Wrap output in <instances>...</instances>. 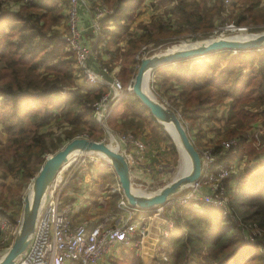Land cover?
Wrapping results in <instances>:
<instances>
[{
  "label": "trees",
  "instance_id": "obj_1",
  "mask_svg": "<svg viewBox=\"0 0 264 264\" xmlns=\"http://www.w3.org/2000/svg\"><path fill=\"white\" fill-rule=\"evenodd\" d=\"M143 1L87 0L90 9L101 4L110 10L101 19L94 45L98 62L109 72V60L120 54L126 64L121 71L132 78L148 47L181 38L197 41L215 37L232 18L239 25L251 16L249 23L256 25L251 31L264 29L261 0H247L233 17L224 14L229 7L224 0H149L155 13L141 27L142 33L130 36L126 49H111ZM235 2L232 0L230 6L235 8ZM66 4V0H0V142L5 136L4 148L0 149V180L19 182L21 188L37 174L46 156L70 139L80 134L93 140L101 138L92 105L106 89L80 81L74 55L64 41L66 16L62 5ZM160 7L165 9L158 11ZM102 53L107 54V61L101 60ZM211 57L217 59L210 62ZM152 74V82L170 80L167 91L175 92V102L170 105L183 121L192 124L203 117L209 122L219 119L217 106L229 99L227 113L221 116H227L221 134L237 143L223 149L220 140L211 149L227 164L246 158L245 183H251V190L244 186L248 191L241 194L247 213L240 217L230 202L227 208L234 218L201 202L194 209L179 208L174 216V234L166 239L164 263L264 264V168L255 173L250 167L257 158L264 159V145L258 147L248 140L252 122L256 118L264 120V48L218 51L162 65ZM103 76L106 79V74ZM59 96L64 101L54 100ZM119 105L128 109L118 111ZM118 107L110 116L113 128L136 136L137 130L148 127L174 152L167 133L135 95L127 93ZM54 120L60 128L58 134L49 130ZM104 175V182L115 179L110 171H104ZM17 199L21 205V198ZM122 261L107 260L106 264H142L132 248L124 253ZM157 264H161L160 259Z\"/></svg>",
  "mask_w": 264,
  "mask_h": 264
},
{
  "label": "built area",
  "instance_id": "obj_2",
  "mask_svg": "<svg viewBox=\"0 0 264 264\" xmlns=\"http://www.w3.org/2000/svg\"><path fill=\"white\" fill-rule=\"evenodd\" d=\"M232 0H224L226 6H230ZM66 33L64 35L67 50L72 51L80 78L83 84H98L104 86L106 91L99 100L93 103V117L98 125L103 126L105 119L110 115L111 109L126 96L121 82L114 77L109 80L103 78L104 74H110L107 66L99 63L100 72H95L89 67L88 59L94 54L82 37L83 23L80 19V7L84 6L90 13V28L96 35L101 19L110 13L105 5L97 4L89 8L87 0H66ZM217 36V35H216ZM264 121V120H263ZM264 122L259 126L253 124L248 140L256 146L264 145ZM114 140L134 147L135 152L127 153L120 149L129 163L134 174H142L137 166V159L142 158L146 144L139 141L135 135L129 132L115 134ZM237 143L236 139H223L220 146L223 149ZM201 165V178L186 187L177 194L168 205L179 209L181 207H195L197 203H205L215 208L222 209L224 213L231 214L227 208L228 201L223 199L224 181L233 172L235 163L227 164L217 159L211 147H202L198 150ZM136 171V173L134 172ZM60 182V181H58ZM58 182L53 190L47 194L38 210L33 232L29 242L15 264H102L105 255H108L119 244L128 245L135 237H143L144 224L127 222L134 212H144L127 204L123 195L119 206L123 208L128 217L125 223L119 226H106L103 223L88 227L86 223L73 224L71 221L72 208L70 205H60ZM60 184V183H59ZM120 189V188H119ZM191 207V208H192ZM156 215L163 216L165 230L163 235L168 236L175 228L174 217L168 215L165 205L151 210ZM234 218V214H231ZM20 223L11 220L0 211V258L7 251L16 234ZM14 225H17L14 229ZM161 264L167 261L165 252L159 254ZM165 264V263H164Z\"/></svg>",
  "mask_w": 264,
  "mask_h": 264
},
{
  "label": "water",
  "instance_id": "obj_3",
  "mask_svg": "<svg viewBox=\"0 0 264 264\" xmlns=\"http://www.w3.org/2000/svg\"><path fill=\"white\" fill-rule=\"evenodd\" d=\"M243 35L248 36L244 38H237L235 37L236 35L215 36L188 42L186 47L153 52L150 55L147 54L141 57L139 60V65L128 93L135 95L149 110L151 116L171 140L172 138L164 128L163 122H166L173 128L190 162L189 170L186 173L173 178L170 182L153 192H137L134 190L136 188L132 183L131 176L141 180L142 175L134 174L131 171L129 163L123 153L111 143L84 137H74L63 144L52 155L46 157L37 174L31 179L28 190L22 199L23 205L18 229L9 248L0 258V264H15L26 249L45 194L63 169L66 160L73 154L74 157L87 153L102 155L106 159L107 164L112 168L127 204L141 210L151 211L157 207L164 206L186 187L197 182L201 178L200 157L182 124L181 118L173 108L162 104L156 98L149 95L145 91L144 81L147 77L148 82L150 74L162 65L185 59H193L223 50L236 52L239 50L264 48V30ZM197 42L203 43L198 44ZM172 142L175 145L173 140ZM29 190L31 191L30 196L28 194Z\"/></svg>",
  "mask_w": 264,
  "mask_h": 264
},
{
  "label": "rangeland",
  "instance_id": "obj_4",
  "mask_svg": "<svg viewBox=\"0 0 264 264\" xmlns=\"http://www.w3.org/2000/svg\"><path fill=\"white\" fill-rule=\"evenodd\" d=\"M145 1L146 0H144L143 2H145ZM235 1H236L235 2L236 4L234 5L235 8H233L232 6L226 7L225 12H224L225 15H231V17H233L236 14L237 8H238V10L239 9L241 10V7H245L248 3L247 0H235ZM260 4H261V6H263L264 0H261ZM147 5L150 7L149 0L147 1ZM66 6L67 5H62V7H63L62 13H64L65 15H66ZM14 7H16V6H14ZM150 8L152 10V13H155V10L152 7H150ZM164 9H165L164 7H160L158 11H163ZM255 11L256 10L251 11L250 15H251V13H255ZM145 12H146V14H144ZM238 13H239V11H238ZM140 14H144V15L142 17L141 16L139 17ZM149 15H150V11L147 10V6L145 9V7L143 8L142 4H140L138 9L136 10V12L134 14L132 21L129 22L130 29L128 31H126V33H125V31H122L120 33V37L118 38L115 45H111V47H112L111 49H114L115 47H118L119 49H121L120 51H122L123 49H126V45H124V46L119 45V41L121 40V38H122V41H124V39L128 40L130 36H133V33H136V32L138 33L140 30L139 27L140 26L142 27L145 24V22H146V24L149 22V20H150ZM250 18H251V16L248 17V19L246 20L247 22L239 24V25L234 24L232 22V21H234L232 18V20H230L227 24H225L223 27H221V29H220L221 33L218 34L217 36H229V35L235 36V35H243V34H247V33L260 32V31H251L252 28L255 27L256 25L249 23L251 20ZM134 20H135V22L136 21L137 22L135 23ZM65 23H66V18H65ZM135 30H137V31H135ZM263 30H261V31H263ZM65 33H66V31H65ZM140 33H142V29H141ZM188 42H193V40H190L187 38H185V39L181 38V39H178L176 41H169V42L167 41L166 43H163L162 45L155 47V48H152V49L148 47L149 51L147 53H145L143 56H145L147 54L149 55L153 52H159V51L165 50V49H167L170 46H173L175 44L176 45L180 44V43L186 44ZM214 59H217V58L211 57V58H208V61L212 62ZM109 61H110L109 65H110V67H112L109 75L111 77L117 78L123 86L124 93L125 92L128 93L130 91L131 84H132L134 77L130 78V75L128 74V72L125 71V73H123V71H121L123 69L124 65H126L123 63V57L119 54L116 56L115 59H112ZM194 62H197V60H194ZM191 66H192V64L190 65V67ZM153 79H154V75L151 73L149 78H148L147 87L145 86L148 93H150L154 98H156L162 104L171 107L170 103L175 102V98L173 96L175 92L172 89L171 90L169 89L167 91L168 88H166V87H167V84L170 83L169 82L170 80L163 81L160 78L159 82L157 83V82H152ZM59 97L60 98H55L54 100L58 101V99L59 100L62 99L64 101L62 96H59ZM124 97L122 98V100L124 99ZM225 101H227V98L225 99ZM118 104L111 109V112L118 107ZM132 104L131 103L129 104V105H131L130 107H133ZM119 106L120 107H118L116 109L118 111H123V110L128 109L127 108L128 106L127 107L125 105L124 106L119 105ZM227 106H228L227 102L222 104V107L225 108L224 113H225V111H227ZM218 108L220 109L221 106H219ZM260 109H262V108H260ZM118 114H116V115H118ZM177 114L179 115V113H177ZM116 115H114V117ZM110 116H111V113L105 119L103 126L98 125V128L101 131V138H99L96 141H104L106 143H111L116 149L120 150L119 145L114 140V136H115V134H122L125 132L119 130L118 127L117 128L112 127V125H114V124H111L112 118ZM179 117H180V115H179ZM182 124L185 127V129H186V131H187V133L191 139L192 136H191V133L189 132V128L194 127V124H192L188 121H183V120H182ZM223 126H225V125H223ZM49 127H50L49 130L55 131L56 134H58L60 132V128L57 125L56 120H54ZM137 131H138V134H137L136 138L139 139V141L146 143L149 146L150 151H154L156 153L155 157L152 158L153 162H157L156 164H158L159 166L163 165L162 166L163 170L160 173H157L155 175L154 181H152L149 184L147 183V181L142 182V181H139L140 179H136L135 177L131 176V180H132L134 187H138L143 192L150 193V192H153V191L161 188L162 186H164L165 184L170 182L173 178L178 177L179 173L182 170V166L183 167L185 166V163H184L185 160H184V156L180 153L179 150H178L179 151V153H178V151H177V149H176V147L173 144L171 139H170V141L174 147L173 153L169 149L167 143L163 142L161 139L157 138L156 135L154 133H152L148 127L147 128L144 127L143 129L141 128ZM75 137L87 138V137H85L84 134H80V135L75 136ZM88 139H90V138H88ZM223 139L228 140V138H225V136L223 137ZM4 141H5V136L0 142V149L4 148ZM192 142H195V141L193 140ZM194 146L197 150L199 148H202V146H199L197 144H195ZM232 163H235L236 166L234 167L235 169L233 170V172L231 174H229L224 181L225 187H224V194L222 197L224 200H227L228 202H230V204L236 210V214L240 217V214L247 213V209H246L245 205L242 204L241 199L243 198V196L241 197V194L243 193V191H248L245 189L243 190L244 186L247 189L251 188V186H250L251 183L250 182L245 183V179L248 178L246 175V172H245L246 165H247L246 158L243 159L242 162L235 161ZM229 164H231V163H229ZM250 167H251V169H253V171L255 173H259L264 168V159L257 158V160L250 163ZM99 169H102V171H110V172H112V175L115 176L112 168L107 164L106 160L103 157H101L97 154H92V153H87L84 155H78L71 160L70 164L68 161L65 163L63 169L61 170V172L59 174L58 179L60 182H63L64 180L69 179L70 176H75L76 174L82 175L83 174L82 170L85 173H88V170H92V172L94 171L97 173V171ZM131 171L133 172V170H131ZM134 172L136 173V171H134ZM115 179H117L116 176H115ZM30 181H29V183H30ZM114 181H116V180H114ZM114 181L113 182H107V183H109L108 187H110V189H112L113 192L121 193V190L119 189V185L117 183H114ZM1 182L3 183V185L5 187L0 188V191H2V194L0 197L1 198L0 199V210H2L8 217H10L11 220L17 221L21 215L22 205H23L22 199L28 190L29 183L26 186H24L23 188H21V186H19V182H15V181L11 182L10 179H8L6 181L0 180V183ZM60 182H58V184H57L58 187H60V185L62 184V183L59 184ZM259 187H260L259 184L256 185V189H258ZM9 191L12 193L17 192V195L12 196V195H10ZM17 197L21 198V205H20V203H18ZM184 208H189V207H184ZM154 213L155 212H153V211L149 212V215H152ZM13 226L15 229L17 225L13 224ZM145 249H146L145 253L147 254V252H148L147 248H145ZM121 250L122 249L120 247L118 250H116V254H118ZM151 251H152V249L150 250V252ZM154 251H155V249L153 250V255H154ZM146 258H147V260H149L148 256H146ZM116 262L121 263L123 261L119 260V258H118V259H116ZM157 262H158V258L156 257V258H154L153 264H157ZM110 263L111 262H108V264H110Z\"/></svg>",
  "mask_w": 264,
  "mask_h": 264
},
{
  "label": "crops",
  "instance_id": "obj_5",
  "mask_svg": "<svg viewBox=\"0 0 264 264\" xmlns=\"http://www.w3.org/2000/svg\"><path fill=\"white\" fill-rule=\"evenodd\" d=\"M147 1L148 0L143 2L142 6L143 8L145 7V9L147 6V10L150 11L149 18H151L153 13L151 8L147 5ZM79 14L81 22L83 23V41L88 47L93 50L94 53L88 59V64L93 71L98 73L99 62L94 50L97 35H95L90 28V13L84 6H81ZM144 14H146V12ZM144 14H140L139 17H142ZM139 28V32L133 33V36H138L141 34L140 32L142 28L141 26ZM129 29L130 26L126 30H124L125 33ZM125 43L126 40L124 39V41H122L121 38V40L119 41V45L124 46ZM100 55L102 61L108 60L107 54L102 53ZM110 77L111 76L109 74H106V79L103 76L105 80H109ZM225 102L229 103V99H227V101H225L224 99L223 102L217 106L216 115L219 117V119L209 122L205 117H203L196 121L194 127H190L189 132L191 133L192 141L194 140L196 142H194L195 144L202 147H212L216 141L218 142L223 139L224 136L221 133L224 129L223 125H225L224 123L227 116L224 114V117L221 118V114L224 113L225 108L222 107V104ZM219 106H221L220 109L218 108ZM263 122L264 121L261 118H256L252 122V125L255 124L259 126ZM117 144L119 145L120 149L127 151V153L135 152L134 147L128 144H124L119 140ZM155 154L156 153L154 151H150L149 146L146 144V149L143 153L142 158L137 159V166L140 168V172H142V174H140L142 175V178L139 181H147V183L149 184L154 181L155 175L163 170V165L159 166L158 164H156L157 162H153L152 158L155 157ZM82 173V175L76 174L75 176H70L69 179L60 182V184H62L57 188V192L59 191L60 205L68 204L72 208V223H86L88 227H92L94 225L102 223L106 226H119L125 223V220L128 217V213L118 205L120 199L122 198V193L113 192V190L108 187L109 183L103 181V178L105 177L104 171H102V169H99L96 173L94 171L92 172V170H88V173H85L82 170ZM59 174L55 178L53 185L50 187L49 193L53 190V187L59 181ZM114 180H116L114 181V183L118 184L117 179ZM191 207H189V209H194V207ZM165 210L169 211L168 215L172 214L173 217L175 216V214L179 213L177 209L171 207L170 205H168V203L165 205ZM149 212L152 211L134 212L129 221H127L134 222L139 225L144 224L145 234L143 235V237H135L137 241L134 239L128 245L119 244L113 251H111V253L105 255L102 260V264H106L107 260L118 258L119 260H122L124 257V253H126L131 248L134 249L135 254L140 257L142 264H153L154 258L157 257L158 259H160L159 254L161 252L167 253L165 248L166 239L174 234L175 228L170 231L171 233L168 236H164L163 230H165V225L163 216L156 215L155 213L149 215ZM120 247L122 250L118 254H116V250H118ZM145 248H147V250L152 249L151 253H149V260H147L146 258L147 254L145 253ZM154 249L155 251L153 255Z\"/></svg>",
  "mask_w": 264,
  "mask_h": 264
},
{
  "label": "bare ground",
  "instance_id": "obj_6",
  "mask_svg": "<svg viewBox=\"0 0 264 264\" xmlns=\"http://www.w3.org/2000/svg\"><path fill=\"white\" fill-rule=\"evenodd\" d=\"M246 36H248V35H236L235 37H237V38H244V37H246ZM198 44L199 43H203V42H197ZM188 44L186 43H180V44H175V45H173V46H170L169 48H167V49H165V50H174V49H178V48H183V47H186ZM162 51H164V50H162ZM146 82H147V77L145 78V81H144V86H146L147 87V85H146ZM146 87H145V91L148 93V91H147V89H146ZM149 95H151L150 93H148ZM152 96V95H151ZM154 98V97H153ZM164 123V128L166 129V131L170 134V136H171V138H172V140L174 141V143H175V145H176V148H177V151L179 150L180 151V153L184 156V163H185V166L183 167L182 166V170H181V172L179 173V176L180 175H182V174H184V173H186L188 170H189V166H190V162H189V159H188V157L186 156V154H185V152L183 151V149H182V147H181V144L179 143V140H178V138H177V135H176V133L174 132V130H173V128L169 125V124H167L166 122H163ZM179 151H178V153H179ZM92 154H94V153H92ZM96 154V153H95ZM97 155H99V156H101V157H103L102 155H100V154H97ZM74 158V154L70 157V158H68L67 160H66V162L68 161L69 162V164H70V162H71V160ZM104 158V157H103ZM105 159V158H104ZM106 160V159H105ZM136 189H134L135 191H137V192H143L141 189H139L138 187H135ZM49 190H50V188H49ZM49 190L46 192V194H45V196L47 195V194H49ZM28 194H29V196L31 195V191L29 190V192H28ZM148 252H147V255L146 256H150V254L149 253H151L150 252V250H147Z\"/></svg>",
  "mask_w": 264,
  "mask_h": 264
}]
</instances>
